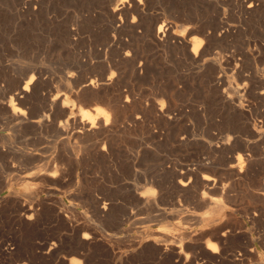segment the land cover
Wrapping results in <instances>:
<instances>
[{"label": "bare ground", "instance_id": "1", "mask_svg": "<svg viewBox=\"0 0 264 264\" xmlns=\"http://www.w3.org/2000/svg\"><path fill=\"white\" fill-rule=\"evenodd\" d=\"M52 1H15L18 7L15 14L23 19L28 31L26 38L28 46L36 47L37 51H31L35 59L31 60L32 63L23 73L17 76L9 75L11 79L9 88L4 90L1 87L0 89V116L5 119L6 123L13 124L17 130H24V146L28 150H33L41 140V136L32 133L33 130H39L44 135V137L42 136V165L44 169L40 173H30L25 178L38 182L41 180L42 183H48L49 187L42 189L44 192L42 196L45 199L40 200L36 196L39 201L31 204L32 206L28 204L29 207H27L17 203L21 206L20 210L25 220L36 217L37 212L39 213L37 209L46 207L49 204L47 202L50 201L52 216L61 222L64 229H71L75 232L74 234L78 233L82 229L81 225L73 224L71 220L73 215L75 216L74 206L71 203L66 204L59 201V199H51L50 196L58 191L57 186L62 187L65 180H70L67 177H71L69 173L72 175L73 170L83 169L90 162L118 163L122 144L128 145V150L132 152L126 153L124 156L126 163L147 158L153 163L154 173L146 178V190L139 194L136 193L144 206L143 208L156 206L160 192L156 195L152 190L157 187L161 189V186L171 187L177 194L195 198L199 209L206 208L208 213H190L183 219H192L195 227L202 224L207 226V230H212L210 239H215L216 241L212 240L216 242V245L217 242L221 243L227 239L226 237L235 228H239L240 224L236 221L238 214L245 213L251 221L260 218L263 220L264 150L258 153L257 151L253 152L250 150L249 143L242 139L248 138L253 143L258 140L264 142V123L260 122L259 117H257L258 123L253 120L255 105L263 101L264 91L255 90L246 82L242 84L234 82V78L242 74V64L244 63L237 51L232 50L229 54L225 53L226 55L222 56L212 53V47L218 42L228 44L237 37L240 31L237 33L235 28L230 25L232 17L247 23L261 18L264 15V0H208L225 18L221 25L211 26L212 28L207 27L206 23L202 24L201 20L197 21L195 16L188 12L179 14V23L169 22L163 16L151 12L154 5L153 0H78L86 2L87 5L79 17L56 21L50 16ZM54 9L56 10V8ZM219 16L221 15L219 14ZM95 20H100L101 24L93 25ZM263 23L262 21L261 24ZM253 24L255 25V23ZM255 27L257 28V24ZM256 33L258 32L256 31ZM259 34L262 37V43L259 44L260 48L256 53L264 58V32L260 31V28ZM251 36L254 37L255 34ZM23 44L25 45V42ZM167 53L174 56L182 66L195 69L205 81L203 83L207 85V88L194 92L187 89V81L182 75L175 80L172 79L173 81L169 84H163L159 88L155 86L156 89L153 88V90H140L136 87L137 82L146 78L152 71H150V63L155 57ZM53 64H58L57 81L46 87L49 81L45 78L47 73L45 77L43 74L45 68L47 66L54 67ZM225 71H230L226 80L228 85H223V76L220 74ZM0 75H6L3 69H0ZM192 96H195L196 99L202 98V102H199V105L195 107L186 106L185 103ZM205 99L213 102L217 111L223 113L227 119V122L224 123L229 124L228 133L226 132L223 141L217 145L215 143L209 145L213 146L214 150H212L215 152L229 154H226L222 161L219 160V157H212L215 154L211 155V153L209 154L211 156H208L205 153L206 148L203 143L208 144V142L202 141V130L197 132V125L193 120L194 116L201 118L211 107L204 102ZM212 121L216 122L215 118ZM223 135H225L224 132ZM7 149L0 145V157L11 156V152L9 154ZM217 155L219 154L216 153ZM121 159L123 160V158ZM252 177H255L253 178L255 179L254 188L257 193L249 196L253 206L247 208L244 206L242 197H238L234 193V188L242 184L245 179ZM51 185L52 187H50ZM24 186L26 185L24 184ZM76 191L66 194V199L69 201L77 199L79 195L78 190ZM199 192L201 194H198ZM99 195H93L90 204L94 214L98 218L105 219L110 214L113 203L103 194ZM211 195L217 196L218 200L211 199ZM11 196L13 195L11 194ZM3 198L6 197L1 194L0 199ZM14 206L16 207V205ZM220 215L224 216L226 223L216 224L217 217ZM166 218L167 216L162 221ZM169 218L173 220L172 216ZM41 219L44 222L45 219L42 217ZM41 219L39 220L41 221ZM174 225L178 230L181 228L180 221L175 222ZM166 230L159 225L151 227L145 237V244L150 241L153 245L151 247L147 245L149 248L155 249L158 253H165L168 249L173 250L171 245L178 242V238L182 237L183 239L184 235L191 234H186V232L171 234ZM87 234L81 236L83 245L91 237ZM197 234V238L208 236L203 229H200ZM191 236L189 235V238ZM94 237L95 235H93V239ZM237 237L239 236L237 235ZM185 238L186 236H184ZM197 238L196 244H198ZM201 239L200 241L205 238ZM161 243H169L168 247L163 248V251L158 248V246H162ZM145 244L143 246H146ZM188 245L186 246L189 247ZM199 245L204 247L203 244ZM186 246L184 245L182 250H186ZM79 249L81 250V248ZM216 250L207 247L208 253L215 255L214 258L217 259ZM242 250L243 252H241L244 254L254 255L256 253V249H252L249 244ZM176 253L175 256L178 255ZM169 254L171 256L170 252ZM256 259L258 258L256 257ZM190 260H188L189 263ZM252 260L250 257V261Z\"/></svg>", "mask_w": 264, "mask_h": 264}, {"label": "rangeland", "instance_id": "2", "mask_svg": "<svg viewBox=\"0 0 264 264\" xmlns=\"http://www.w3.org/2000/svg\"><path fill=\"white\" fill-rule=\"evenodd\" d=\"M15 1L16 0H0V69H3L6 73V75L3 76L0 75V89L2 87V89L4 90L9 88V86L11 85L10 84L11 79L9 78V75L14 74L17 76L23 73L29 67V64H31L32 61L35 59L31 51L33 52L37 51L36 47L28 46V42L26 39L28 36L27 35L28 31L26 25L23 22V19L17 16V14H15L16 10L18 9L17 3ZM53 1L50 8V16L56 21H61L66 18L68 19L69 17L70 18L79 17V15L83 13V10L87 6L86 2H79L78 0H65V1L53 0ZM153 1H154L153 2L154 5L152 6L151 12L156 13L161 17L163 16L164 19L175 24L179 23V14L182 12L191 13L192 15L195 16L197 21L201 20L202 24L205 25L206 23L207 24L206 26L209 28L218 27L219 25H221V22L225 19L224 16L220 12H218L219 10L216 7H214L210 2H208V0H153ZM54 8H56V10ZM218 13L221 16H219ZM263 18L264 15H262L261 18H258L254 21L247 23L245 21L240 20L239 18L232 17L230 25H232L235 28L237 33L239 31L240 32L238 33L237 37H235V39L230 41V43L228 44L226 42L215 43L214 46L212 47V53L214 54L218 53L222 56L223 55L225 56L226 54H229V52H232V50L234 52L237 51L238 55L240 56V58L244 63L242 64V74L239 77L234 78V82L237 84H242L246 82L249 83L255 90L264 91V86H263L264 58L256 53L260 48L259 44L262 43V37L259 34V28L260 31L262 30L264 32V23L261 24L262 21L264 22ZM93 22H94L93 25L101 24L100 20L98 21L95 20ZM253 23H255V25ZM256 24H257V28L255 27ZM253 31L255 34L254 36L255 38L251 36L254 35ZM256 31L258 33H256ZM23 42H25V45L23 44ZM243 54H245L246 58L245 56H243ZM162 56L155 57V59L150 63V71L151 70L152 71L151 72L149 71L150 74H148L146 78L142 79L141 81H138L136 87H138L140 90H146V91L153 90L155 86H157L156 88H159L163 84H169L173 80L181 77L180 75H182V77H184V79H186L187 81V85H186L187 89L189 88L191 91L194 92L196 90H204L207 88L206 87L207 85L204 84L205 81L203 80L202 77L199 76V74L195 69L186 68L182 66L180 62L171 54L167 53ZM53 65L54 67L51 66L53 69L47 66L43 74V76L45 77V74L47 73L45 78L47 81H49V83L46 84L47 85L46 87L51 86L55 81H57L58 64H53ZM155 70L156 73H154ZM220 74H222L223 76L222 77V80L224 82L223 85H228V82L226 80H227V76L230 75V71L227 72L225 71L224 73H220ZM48 76H50V78H48ZM191 98L187 101V103H185L186 106L195 107L199 105V102H202L201 97H200L201 99L199 98L196 99L195 96H192ZM204 102L209 104V106L211 107L208 108L206 114L204 113L201 116V118L199 116L198 117L194 116L193 120H195L194 123L197 125L198 128V129L196 128V130L197 132L202 130V141L208 142V144L203 143L205 145L204 147L206 148L205 153L208 156L215 154L212 157L214 156L215 158L219 157V160L222 161L226 157V154L227 155L229 154L227 152L226 154L215 152L213 151L214 150L213 146L210 147L209 145L211 144L214 145V143L215 145H217L219 142L221 143V141H223V139L226 137V134L228 133L229 124L224 123L227 122V119L225 118L223 113L217 111L218 109L215 106H213L214 104H212L213 102H211V100L205 99ZM210 109L212 112L210 111ZM254 110H255L254 112L256 113L253 114L255 117L253 118L254 122L258 123L259 119H261L260 122L264 123V99L263 101H260L255 105ZM208 111H210L211 113L210 112L208 113ZM223 116L224 118H222ZM257 117H259V119ZM214 118L216 122L219 121V123L212 121L214 120ZM199 119L201 122L199 121ZM4 120L5 119L0 116V145H3L5 148L7 147L8 148L7 150L9 151L8 153L10 154L11 152V156L9 155L10 157L9 156L0 157L1 159L0 160V195L3 194V196L5 195L6 197L0 199V264H70V263L71 264H79V263L80 264H179V263L191 264V262L192 264H207V263L236 264V262L237 264H247V262L248 264H256V263L264 264V250H263L264 248L263 220L264 219L262 220L260 218L257 219L256 221H251L248 215H246L245 213L238 214L236 221L240 225L242 223L244 224H242L241 226L239 225V228H235L233 232L231 231V233L226 237L228 239V242L227 239H224L221 243L217 242L216 245L215 242L216 240L213 238L210 239L212 230L210 231V229H208L209 230L208 231L207 226L202 224L200 226L195 227L193 225L192 219L190 220L183 219L185 216L189 215L190 213H200V214L208 213V210L206 208L199 209L195 198L185 197L184 195H180V193L177 194V192L171 187L161 186V189L160 187H157L152 190V192L156 195H158L159 192L161 194L158 195L156 206L151 208H146V207L143 208L144 206L141 200L138 198L137 194L146 190V186H145L146 178L150 176L151 173H154L152 167L153 163H151L152 161L150 160L151 161L150 162L148 158L143 160L141 159L142 161L139 160L133 163L131 162L126 163L124 156L126 155V153L129 154L132 152L128 150L129 149L128 145H124V144L120 146L121 156L118 163L114 162L113 164H107L102 162L99 163L90 162L87 164L88 167L86 165L85 168L83 169L80 168L75 171L73 170L72 175L71 173H69L71 177L69 176L67 177L70 178V180L66 178L67 180H65L64 182L65 184L62 183L64 184L62 185V187L57 186L58 191H56L55 194L50 196L51 199L53 198L59 199V201H62L66 204L71 203L74 206L75 216L73 215V218H71V220L73 224L77 223L76 225L78 226L81 225L82 229L78 233L74 234L75 232H73L71 229H67V228H66L67 230L64 229L65 227L61 224V222H59V220H56L52 216V211H50L52 207L50 205L51 204L50 201L47 202L49 204L46 207L43 208L39 207L37 209L39 213L37 212L36 217L35 216L32 217L31 218L32 220L31 219L25 220V218L22 216L23 213L20 210L21 207L20 205L29 207L28 204L32 206L31 204H34L35 202L39 201L37 199L39 198L40 200L45 199V197L42 196L44 195L42 189L49 187L47 186L48 183L44 182L45 183L44 184L41 182V180H39L40 182H38V181H30L28 180V178H25V176L30 173H35V172L40 173L44 169L42 165L43 164L42 136L44 137V135L39 130H33L32 133H35L39 137L41 136L40 137L41 140L33 150H28L24 146L25 145L24 130H20V129L17 130V128L13 124L9 122L6 123ZM202 126H204V128H202ZM223 132L225 135H223ZM21 137H22L23 145L21 144ZM242 140L244 142L246 141L249 143L250 150L253 152L257 151L258 153L261 150H264L263 148L264 144H262L264 143L263 140H258L255 143H253V141H251L248 138ZM250 144L252 145V147ZM216 153L219 154L220 156L219 155L216 156ZM121 158H123V160ZM253 178L255 177H252L250 179L249 178L245 179L242 184L234 188V193H236L238 197L240 196L242 197L244 206L247 208H249V206H253V202L251 201V197L249 196L253 195L254 193L255 194L257 193V190L254 188L255 179ZM24 184L26 186H24ZM50 187H52V185ZM53 187L55 186L53 185ZM75 189L78 190L79 196L77 197V199L75 198L74 201H69L68 199H66L65 196L66 194L72 191L73 193L77 192ZM253 190H255L256 192ZM31 191L33 193L35 192L36 194H33ZM249 192H251V194H248ZM10 193L13 196H11ZM105 193L107 194V196ZM102 194L106 198L110 199L113 203V207L110 211V214L105 219L98 218L94 214L90 204V199L91 197H93V195L102 196ZM198 194H201V192H199ZM36 196H38L39 198L38 197L36 198ZM63 196H65L64 197L65 199L63 198ZM210 198L214 200H218L217 196L211 195ZM20 202L23 204H21ZM17 203H19L20 205H18ZM14 205H16V207ZM165 216H167L168 219L166 218L165 220L162 221V219ZM171 216L173 217V220L169 218ZM41 217L45 219L44 222L43 219H41ZM39 219H41V221ZM177 221H180L181 224V228L179 230L174 225V223ZM217 223L220 224L226 223L224 216L222 215L218 216L216 224ZM157 225H159L164 230L167 229L166 231L171 234L186 232V234L191 233L189 235L192 236L191 238H189V235L188 236L184 235L186 236L185 239L184 236L183 239L182 237H180L178 238V240L180 241V239H182L181 242L177 240L178 242L171 245L173 247L172 251L168 249L165 253L163 252L158 253L155 249L149 248V246L151 247L153 245L152 242L148 241V243L146 242L145 244V240H146L145 237L148 233V230L151 227H155ZM85 228L87 231L85 230ZM198 229L199 230L203 229L205 233L208 234V236L204 235L203 237H201L202 239L205 238L203 240L200 237L197 238L198 236L197 233L199 231ZM205 229L207 230V232ZM238 229H240L239 232L241 233L238 232ZM84 234H87L91 237H89V239L83 245V242L81 241V236ZM93 235H95L96 238L94 237L93 239ZM237 235L241 239L237 237ZM196 238L198 244H196L195 241ZM200 239L202 241H200ZM212 239L215 241H213ZM187 240L188 241L190 240V243H188ZM252 240L255 242H253ZM225 241L226 243H224ZM208 242H210L209 245H207ZM144 244L146 246L147 245L149 246L147 247L143 246ZM161 244L162 246L160 247L158 246V248L159 250L163 251V248H165L169 243H161ZM199 244H203L205 248ZM248 244L252 249L253 248L256 249V253L254 255L251 254L249 255V253L247 254L242 253L243 252L242 249L245 248V246ZM184 245L185 246L188 245L189 247L186 246L187 249L182 250V248H184ZM218 246L220 247V249H218L219 248ZM195 247L196 250L194 249ZM207 247L214 248V250H216L217 247L215 253L218 256L217 259L214 258L215 255L213 256L208 253ZM79 248H81V250ZM145 248H147L149 251ZM197 248L200 249L197 250ZM134 249H137L139 251ZM168 251L171 253V256ZM204 251L205 253L206 252L207 253L205 254ZM218 251L219 253H217ZM178 252L180 253V255L181 254L182 255L180 256ZM175 253L178 254L177 255L178 257L175 256ZM203 253L205 257L203 256ZM262 253L263 255H261ZM209 255L211 256L212 259L210 258ZM246 255L247 257H244ZM163 256L165 257L163 258ZM184 256L186 257V259ZM180 257L182 258V260ZM250 257L251 259H253L252 261H250ZM256 257L259 260L256 259ZM187 259L188 260L191 259L190 263Z\"/></svg>", "mask_w": 264, "mask_h": 264}]
</instances>
